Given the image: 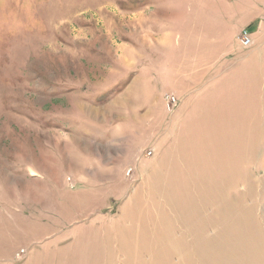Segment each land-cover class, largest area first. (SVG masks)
I'll list each match as a JSON object with an SVG mask.
<instances>
[{
	"label": "rangeland",
	"instance_id": "rangeland-1",
	"mask_svg": "<svg viewBox=\"0 0 264 264\" xmlns=\"http://www.w3.org/2000/svg\"><path fill=\"white\" fill-rule=\"evenodd\" d=\"M0 264H264V0H0Z\"/></svg>",
	"mask_w": 264,
	"mask_h": 264
},
{
	"label": "built area",
	"instance_id": "built-area-1",
	"mask_svg": "<svg viewBox=\"0 0 264 264\" xmlns=\"http://www.w3.org/2000/svg\"><path fill=\"white\" fill-rule=\"evenodd\" d=\"M248 35H249V33L244 31L243 35L240 37V42H241L242 46H244V47H248L250 45V37ZM168 98H170V97H168ZM170 101H171L170 104H172V106L176 104V100L174 97H171Z\"/></svg>",
	"mask_w": 264,
	"mask_h": 264
}]
</instances>
